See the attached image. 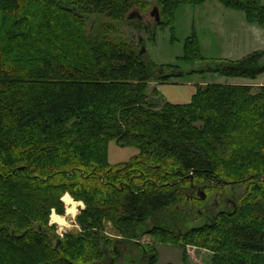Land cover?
Segmentation results:
<instances>
[{
  "label": "trees",
  "instance_id": "obj_1",
  "mask_svg": "<svg viewBox=\"0 0 264 264\" xmlns=\"http://www.w3.org/2000/svg\"><path fill=\"white\" fill-rule=\"evenodd\" d=\"M131 1L0 0V264H108L117 240L145 234L204 247L211 264H264V84H198L185 103L155 99L156 87L149 96L171 75L139 53L143 41L118 39ZM156 1L171 26L180 4L205 2ZM218 1L264 25L262 0ZM183 58L203 59L194 35ZM206 70L254 79L264 50ZM112 140L137 154L109 163ZM241 182L232 209L210 206L184 230L196 187L222 200ZM66 194L84 207L80 230L61 238L49 218L65 213Z\"/></svg>",
  "mask_w": 264,
  "mask_h": 264
},
{
  "label": "rangeland",
  "instance_id": "obj_2",
  "mask_svg": "<svg viewBox=\"0 0 264 264\" xmlns=\"http://www.w3.org/2000/svg\"><path fill=\"white\" fill-rule=\"evenodd\" d=\"M262 3H264V0H262ZM131 4L128 14L138 11L142 15V20L125 18L123 22L116 23V31H119L118 39L132 41L135 45L140 40L143 41L147 56L157 65H163L160 72L171 75L163 84L172 82L185 85L189 83L197 85L202 83H225L255 86L260 82L264 84V72L251 79L223 76L210 70L202 71L209 65L213 66L219 60H235L252 51L264 50V25L249 22L243 11L228 8L218 0H205L202 4H180L175 11L171 26L154 22V17L150 14V11L157 5L156 0H133ZM141 25L142 27L146 26V28L142 29ZM147 31L155 32L154 41L148 39L149 34ZM193 35L196 37L203 59L186 60L183 58L185 43ZM169 64L175 66L166 67ZM172 73L178 75H172ZM159 84L160 82L157 81L149 84V96H153V87L159 89ZM160 95L163 94L160 92ZM159 96L153 97L159 99ZM190 98L188 101H190ZM137 152V148L133 146L123 147L115 141H110L107 147V160L111 164L126 162ZM247 186L248 182L227 184L222 192V200L218 197L221 192L208 190L205 185L196 187L193 190L195 198V201L192 202L193 215L186 221L183 227L184 230L200 226L209 220L211 216L206 211L210 206H212L214 214L222 209H232L233 205L229 203V200H233L235 205V202L239 199L238 197L243 194ZM200 189L205 193L204 198L207 197L206 202H202L204 200L200 198ZM216 199L219 201L218 204L212 205V203L217 202ZM64 204L65 213L62 215L66 218L67 223L59 225L49 220V224L56 225V232L61 238L67 232L80 230L76 222V215L79 213L80 208L84 207V204L77 205L76 214L72 217L66 213L65 201ZM51 212L55 211L52 210ZM106 233L113 239L119 238L117 236L118 232L109 224L106 227ZM139 239L137 243L133 244L130 241L124 243L117 240L113 252H118L119 255L113 254L114 264H146V258L148 255H153V253L156 255V264H211L212 252L199 245L183 243L182 241L174 242L172 239L160 242L156 236L151 234H145ZM142 247L147 253L145 256L143 255L144 259H139V256L143 254L140 251Z\"/></svg>",
  "mask_w": 264,
  "mask_h": 264
},
{
  "label": "crops",
  "instance_id": "obj_3",
  "mask_svg": "<svg viewBox=\"0 0 264 264\" xmlns=\"http://www.w3.org/2000/svg\"><path fill=\"white\" fill-rule=\"evenodd\" d=\"M166 82V81H165ZM165 82H160L159 89L156 87V89L158 90V93L160 95L163 94L161 97L159 96L160 100L163 101H169L172 103H182V102H189L188 99L189 97H192V95L195 93L196 91V86L197 84H193V83H189V84H183V83H178V82H172V83H166L163 84ZM205 84V83H202ZM260 83H258V85H260ZM154 86V84H152ZM191 99V98H190ZM115 141V140H112ZM116 142V141H115ZM137 153H135L134 155H136ZM133 155V156H134Z\"/></svg>",
  "mask_w": 264,
  "mask_h": 264
},
{
  "label": "bare ground",
  "instance_id": "obj_4",
  "mask_svg": "<svg viewBox=\"0 0 264 264\" xmlns=\"http://www.w3.org/2000/svg\"><path fill=\"white\" fill-rule=\"evenodd\" d=\"M64 201L66 203V213L71 215L72 217H74L76 214V206L83 204L82 201H76L71 196L66 197ZM50 221L59 225H64L67 223V220L64 215L58 214L56 212H51Z\"/></svg>",
  "mask_w": 264,
  "mask_h": 264
},
{
  "label": "water",
  "instance_id": "obj_5",
  "mask_svg": "<svg viewBox=\"0 0 264 264\" xmlns=\"http://www.w3.org/2000/svg\"><path fill=\"white\" fill-rule=\"evenodd\" d=\"M150 14L154 17V22L155 23H159L161 21L160 10H159V7L157 5L153 7V9L150 11ZM126 18H128V19H132V18L141 19L142 15L138 11H133V12L129 13L126 16ZM144 52H146L145 45H142L141 48H140L139 53H144ZM200 194H201L202 198L205 197V193L203 191H201V190H200Z\"/></svg>",
  "mask_w": 264,
  "mask_h": 264
},
{
  "label": "flooded vegetation",
  "instance_id": "obj_6",
  "mask_svg": "<svg viewBox=\"0 0 264 264\" xmlns=\"http://www.w3.org/2000/svg\"><path fill=\"white\" fill-rule=\"evenodd\" d=\"M137 19H139V18H137ZM139 20H142V18L141 19H139ZM230 202V204H232L233 206H234V202H233V200H229ZM141 247V246H140ZM141 251V254L142 255H140L139 256V259H144L143 257L145 256V254L147 253V252H145V250H144V248L142 247V249L140 250ZM113 254H115L116 256H118L119 254H118V252H113V253H111L110 254V256H109V258H108V264H114V261H115V259L113 258ZM144 255V256H143Z\"/></svg>",
  "mask_w": 264,
  "mask_h": 264
}]
</instances>
